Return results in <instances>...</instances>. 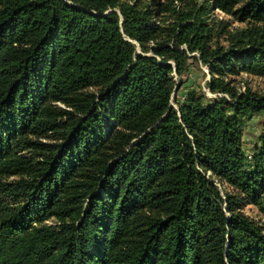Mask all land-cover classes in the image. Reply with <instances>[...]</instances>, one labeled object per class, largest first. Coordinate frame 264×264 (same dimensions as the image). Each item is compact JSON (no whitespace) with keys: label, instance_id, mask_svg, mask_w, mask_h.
<instances>
[{"label":"trees","instance_id":"1","mask_svg":"<svg viewBox=\"0 0 264 264\" xmlns=\"http://www.w3.org/2000/svg\"><path fill=\"white\" fill-rule=\"evenodd\" d=\"M176 1L0 0V264H264V0Z\"/></svg>","mask_w":264,"mask_h":264},{"label":"rangeland","instance_id":"2","mask_svg":"<svg viewBox=\"0 0 264 264\" xmlns=\"http://www.w3.org/2000/svg\"><path fill=\"white\" fill-rule=\"evenodd\" d=\"M149 1V0H147ZM167 1V0H165ZM176 4H180L179 0ZM217 16L229 18V15L220 10L214 12ZM232 25H241L238 21H232ZM176 77V76H175ZM237 86L243 90L245 86L250 87L252 90L259 93H264V75H257L248 72H240L233 76ZM177 78V77H176ZM210 74L206 64L198 60H192L189 70L184 73L183 83L175 85V90L172 93L171 103L177 106V103L185 98L190 90L201 89L204 90L208 98L219 95V92H211L208 88V81ZM263 129V116L260 114H254L248 119L243 126L242 131V148L246 153H251L256 144L258 143L259 133ZM44 140H49L46 137H42ZM12 178V176L10 177ZM264 204V194H263ZM244 210L247 214L259 219L264 224V208L257 206L256 204H246ZM54 218L46 219L45 222H54Z\"/></svg>","mask_w":264,"mask_h":264},{"label":"water","instance_id":"3","mask_svg":"<svg viewBox=\"0 0 264 264\" xmlns=\"http://www.w3.org/2000/svg\"><path fill=\"white\" fill-rule=\"evenodd\" d=\"M108 11V10H107ZM138 52H139V50H138Z\"/></svg>","mask_w":264,"mask_h":264}]
</instances>
